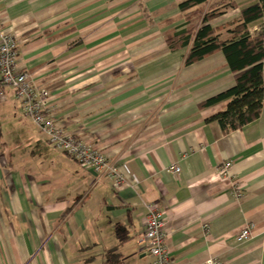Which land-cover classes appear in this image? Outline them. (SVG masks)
<instances>
[{
  "label": "crops",
  "instance_id": "1",
  "mask_svg": "<svg viewBox=\"0 0 264 264\" xmlns=\"http://www.w3.org/2000/svg\"><path fill=\"white\" fill-rule=\"evenodd\" d=\"M185 1L0 0L18 65L49 92L56 121L103 151L124 180L117 188L54 149L5 89L0 264H105L113 249L124 264H155L144 242L155 204L170 264H264V109L230 134L209 122L228 102L199 105L234 77L221 52L186 66L190 48L169 49ZM253 1L237 0L212 27L239 21ZM245 230L251 239L238 243Z\"/></svg>",
  "mask_w": 264,
  "mask_h": 264
},
{
  "label": "trees",
  "instance_id": "2",
  "mask_svg": "<svg viewBox=\"0 0 264 264\" xmlns=\"http://www.w3.org/2000/svg\"><path fill=\"white\" fill-rule=\"evenodd\" d=\"M238 7L237 0L213 4L211 0H187L179 6L185 14L183 27L170 31L165 37L171 51L190 48L186 66L223 53L235 84L199 107L204 109L228 102L226 110L209 121L217 122L224 134L257 121L264 109V0H254L243 7L240 20L225 28L211 25L213 20ZM256 25L260 27L259 32L252 34L250 29ZM116 234L123 245L128 239L126 229L117 226ZM105 264H124L118 249L106 252Z\"/></svg>",
  "mask_w": 264,
  "mask_h": 264
},
{
  "label": "built area",
  "instance_id": "3",
  "mask_svg": "<svg viewBox=\"0 0 264 264\" xmlns=\"http://www.w3.org/2000/svg\"><path fill=\"white\" fill-rule=\"evenodd\" d=\"M18 46L16 34L6 26L0 14V98H4L5 89H10L23 115L36 124L54 149L69 156L83 170L112 179L116 187L121 188L124 180L116 164L92 143L66 133L56 121L49 108V92L39 87L32 76L18 65ZM173 171L180 173L179 168H174ZM164 215L160 205H151L144 222L145 249L155 259V264H170ZM251 237V231L245 230L238 235L236 241L245 243ZM207 264L215 262L210 260Z\"/></svg>",
  "mask_w": 264,
  "mask_h": 264
}]
</instances>
